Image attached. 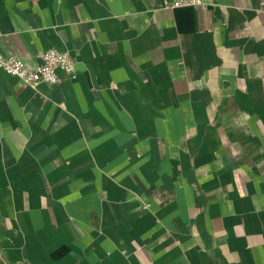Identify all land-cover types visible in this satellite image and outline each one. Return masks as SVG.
Masks as SVG:
<instances>
[{
  "label": "crops",
  "instance_id": "0c3cea01",
  "mask_svg": "<svg viewBox=\"0 0 264 264\" xmlns=\"http://www.w3.org/2000/svg\"><path fill=\"white\" fill-rule=\"evenodd\" d=\"M0 0V264H264V0Z\"/></svg>",
  "mask_w": 264,
  "mask_h": 264
},
{
  "label": "built area",
  "instance_id": "2783aa9c",
  "mask_svg": "<svg viewBox=\"0 0 264 264\" xmlns=\"http://www.w3.org/2000/svg\"><path fill=\"white\" fill-rule=\"evenodd\" d=\"M211 2L212 0H173L172 6H206ZM0 68L21 78L27 84L36 85L40 82L57 83L59 81L57 70L61 68L72 73L75 70V61L68 51L53 47L44 51L41 61L34 66L27 65L15 54L0 52Z\"/></svg>",
  "mask_w": 264,
  "mask_h": 264
}]
</instances>
